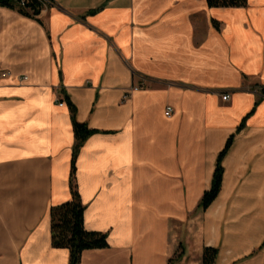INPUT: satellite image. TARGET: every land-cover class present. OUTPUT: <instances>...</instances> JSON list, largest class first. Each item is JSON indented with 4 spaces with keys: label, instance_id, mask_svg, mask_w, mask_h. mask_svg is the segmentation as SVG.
<instances>
[{
    "label": "crops",
    "instance_id": "crops-1",
    "mask_svg": "<svg viewBox=\"0 0 264 264\" xmlns=\"http://www.w3.org/2000/svg\"><path fill=\"white\" fill-rule=\"evenodd\" d=\"M52 1L38 18L0 6V264L70 262L50 214L72 199L68 99L96 131L77 160L85 227L109 242L81 264H170L180 246L173 264L206 246L264 264V0Z\"/></svg>",
    "mask_w": 264,
    "mask_h": 264
},
{
    "label": "trees",
    "instance_id": "trees-1",
    "mask_svg": "<svg viewBox=\"0 0 264 264\" xmlns=\"http://www.w3.org/2000/svg\"><path fill=\"white\" fill-rule=\"evenodd\" d=\"M207 4L211 8H240L247 7L249 0H207ZM16 5L20 7V11L24 15L34 18H38L43 9L42 3L38 0H28L27 5L24 7L15 0H0V6L15 8ZM214 23L215 27L220 29L219 22L214 21ZM68 104L72 114L76 138V143L73 148L70 177L72 199L51 208V233L52 244L55 248L68 249L70 251L69 264H81L84 251L108 248L109 242L106 233L89 231L86 229L84 222L86 207L81 199L76 181L79 152L86 140L96 131L91 129L87 123H82L77 120V108L70 99H68ZM243 125L244 121L238 130H240ZM233 137L234 136H231L229 138L225 148L219 154L211 188L205 191L201 199L200 207L204 210L211 206L221 192L224 175L223 160L232 146ZM180 247V253L177 254L175 258L171 259L170 264H173L175 259L183 255V247ZM218 253L219 250L217 248L206 246L203 250V264H215Z\"/></svg>",
    "mask_w": 264,
    "mask_h": 264
},
{
    "label": "built area",
    "instance_id": "built-area-1",
    "mask_svg": "<svg viewBox=\"0 0 264 264\" xmlns=\"http://www.w3.org/2000/svg\"><path fill=\"white\" fill-rule=\"evenodd\" d=\"M15 1L19 2L23 7L27 5V2H28V0H15ZM38 1L42 3L43 9H46L54 4L52 0H38ZM26 78L27 77H24L23 79H26ZM134 88L138 89L139 87H134ZM229 98H230L229 94L223 96L224 100H227ZM62 104L63 103H61V105ZM173 110H174L173 107L168 106L166 109V115L169 117L173 113Z\"/></svg>",
    "mask_w": 264,
    "mask_h": 264
}]
</instances>
